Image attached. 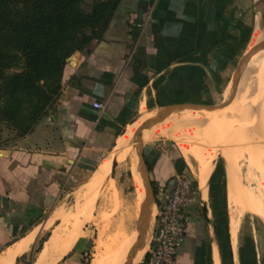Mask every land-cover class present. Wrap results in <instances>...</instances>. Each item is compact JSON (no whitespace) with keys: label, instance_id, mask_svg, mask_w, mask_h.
<instances>
[{"label":"crops","instance_id":"1","mask_svg":"<svg viewBox=\"0 0 264 264\" xmlns=\"http://www.w3.org/2000/svg\"><path fill=\"white\" fill-rule=\"evenodd\" d=\"M234 1H118L101 37L67 59L60 91L33 129L0 146V264H82L78 235L61 252L69 232L67 226L59 229L58 205L65 191L76 181L85 183L105 162L104 153L138 119L141 108L156 113L148 109L213 99L237 33L250 41L253 31L248 32L243 12L232 15ZM93 101L102 107L94 108ZM143 153L151 164L150 179L161 189H170L171 179L187 172L178 153L145 145ZM201 196L206 199L207 188ZM253 205L264 220V208L256 199ZM241 210L236 202V215L228 211L235 243ZM50 240L56 246L39 262ZM221 254L215 214L197 200L176 264H214V256L220 264Z\"/></svg>","mask_w":264,"mask_h":264},{"label":"rangeland","instance_id":"2","mask_svg":"<svg viewBox=\"0 0 264 264\" xmlns=\"http://www.w3.org/2000/svg\"><path fill=\"white\" fill-rule=\"evenodd\" d=\"M93 1L86 0L85 3L89 5ZM236 1L232 4V15L241 17L244 13L248 24L247 30L249 33L251 29L253 31L250 41L247 35L245 41L240 32L237 33L235 38L237 43L234 41V45H231L233 56L224 71L223 82L221 85L217 84L216 94L215 92L210 94L213 99L205 101L218 104L219 109L212 112L181 110L171 113L166 122H161L158 128L150 133L148 140L142 141V144L161 152L173 151L180 154L186 163L188 172L186 174L191 178L196 191V199L201 203H208L210 207L211 203L215 204L222 213L225 211L227 225L230 215L228 211L230 213L232 207L231 202L229 203L227 181L230 163L233 167L232 171L235 172L233 188H235L237 206L244 209L241 210L236 221L240 223L236 243L228 230L232 263L245 264L244 261L247 259L245 262L248 264H264V220L253 212L255 199L257 206L260 204V207L264 208V48L259 50L264 42V6L259 0ZM238 10L243 13L239 14ZM257 16H259L258 23L254 27ZM255 32L258 38L252 43ZM149 113L151 112H146ZM185 115L210 125L209 129L203 126L202 128L201 125L193 127L192 125L197 124H192L180 128L181 132L177 134L179 139L167 135H154L155 131L161 128L160 126L171 121L170 118L186 117ZM204 116L212 118L211 123L206 119L204 121ZM135 124L136 121L130 125ZM198 128L204 130L203 135H201L202 130ZM14 137L16 136L12 131L3 128L0 146ZM179 142L197 147L198 151L201 149L203 155L208 153L209 159L206 160L205 167H202L203 155H201V163L191 156L188 160L182 153ZM131 143H134L133 139ZM114 146L115 143L104 153L105 159L108 160L105 164L101 162L97 166L93 173L97 176L95 180H91L93 176L91 174L85 183L76 181L71 184L58 205L63 225L81 237L79 246L82 249V264H97V261L100 264H123L130 239L135 232L137 235L136 220L145 197L138 160L133 157L134 151L122 160L117 158L119 153L113 151ZM204 169L205 174L202 175L200 172ZM208 169L211 170V174L207 178ZM200 177L203 179L202 183L200 182L202 185L199 183ZM150 180L156 214V204L162 197L164 189H161L155 180ZM207 182V197L204 200L201 198V193ZM153 223L154 220L151 231L146 234L148 244ZM144 236L139 239L140 243L145 239ZM148 244L144 251L137 254L133 264H141Z\"/></svg>","mask_w":264,"mask_h":264},{"label":"trees","instance_id":"3","mask_svg":"<svg viewBox=\"0 0 264 264\" xmlns=\"http://www.w3.org/2000/svg\"><path fill=\"white\" fill-rule=\"evenodd\" d=\"M85 1L0 0V137L3 128L16 137L33 129L60 91L66 60L101 37L119 0ZM211 208L223 262L233 264L227 214Z\"/></svg>","mask_w":264,"mask_h":264},{"label":"bare ground","instance_id":"4","mask_svg":"<svg viewBox=\"0 0 264 264\" xmlns=\"http://www.w3.org/2000/svg\"><path fill=\"white\" fill-rule=\"evenodd\" d=\"M258 34H256V32L254 33V36H253V41H252V43H254V42H256L255 40L258 38V36H257ZM263 48H264V45H263V47H261L259 50H263ZM258 50V51H259ZM219 108H213V109H211V110H200V111H207V112H212V111H216V110H218ZM158 112H156V113H151V114H146V112H145V109L144 108H141V110H140V112H139V117H138V119L136 120V124L133 126H131V125H129V126H127L125 129H124V131L120 134V136L118 137V139L116 140V142H115V146H114V148H113V151H116V152H118L119 154H118V156H117V158H119V159H124V158H126V157H129L131 154H132V152L131 151H134V155H133V157L134 158H136L137 159V155H136V150H135V148L133 147V144H135V143H131L132 142V139H133V135H134V132H135V130H136V128L138 127V125L141 123V122H143L145 119H147V118H149V117H152L153 115H156ZM174 113V112H173ZM187 114H189V113H187ZM170 115V114H169ZM169 115H167L166 117H163L160 121H158V122H155V123H153V124H151V125H149V126H147L143 131H142V135H141V142L142 141H147L148 140V138L150 137V133H152V131L154 130V129H156V128H158L157 126L158 125H160V123L161 122H163V121H165L166 122V119L169 117ZM192 115V114H191ZM186 116V115H185ZM185 118V119H184ZM205 119H206V121L208 122V123H211V119L212 118H208L207 116H204V121H205ZM170 122H168L166 125H164V126H160L161 128L162 127H166L165 129H158V130H156L155 131V133H154V135L155 136H157V135H167V136H171V137H174V138H176V137H178L177 136V134L179 133V132H181V129L183 128V127H185V126H187V125H192V124H197V125H192L193 127H195V126H198V125H201V127L203 126V127H206V129H209L208 128V126H210V125H208V124H204L203 122H201L200 120H198V119H195V118H193V117H190V116H186V117H176V116H174L173 118H170ZM194 120V121H193ZM197 121H200V122H197ZM179 122H181V124H178ZM183 123H185V124H183ZM214 123V122H213ZM168 126V127H167ZM172 126V127H171ZM191 126V127H192ZM202 127V128H203ZM181 128V129H180ZM193 129V128H192ZM195 130H196V128H194ZM198 129H201V128H198ZM212 129V128H211ZM187 130V129H186ZM191 130V129H190ZM202 130V133H201V135H203V129H201ZM192 131V130H191ZM195 132V131H194ZM189 133V132H188ZM196 133V132H195ZM199 133V132H198ZM197 133V134H198ZM216 133V132H215ZM214 134V133H213ZM194 134H192V136H193ZM199 135V134H198ZM200 135V136H201ZM194 137V136H193ZM178 139H179V137H178ZM212 139V138H211ZM174 140V139H173ZM201 141H204L203 139H201ZM134 142V141H133ZM194 142V141H193ZM180 143V142H179ZM187 143V142H186ZM197 143V142H196ZM205 144V143H204ZM204 144H203V146H204ZM192 145V144H191ZM194 145V144H193ZM211 145H209V147H210ZM197 148V147H196ZM196 148H194L193 146H188V145H183L182 143H180V149H181V151H182V153L184 154V156H186L187 158H188V160H190L191 158H189L190 156L191 157H193L194 158V160L195 161H200L199 163H201V160H202V156L201 155H203V152H201L200 150V153H202V154H200V153H197V152H199L198 151V149H196ZM207 148H208V146H207ZM200 154V155H199ZM108 159V158H107ZM107 159L105 160V162H104V164L106 163V161H107ZM207 159H209V154L207 153H205V155H203V160H202V167L204 168L205 167V162H206V160ZM103 164V165H104ZM209 164V163H208ZM208 167V166H207ZM232 166L230 165V163H229V168H228V175H227V181H228V185H229V187H230V191H229V203L232 205V207H231V209H230V212H233L234 211V206L236 205V194H235V192H234V190H233V186H234V183H235V172L234 171H232ZM206 169V168H205ZM205 169H204V171L203 172H200L202 175H203V173L205 174ZM211 170L210 169H208V172H207V178L210 176V174H211V172H210ZM204 179H206V178H204ZM200 181H201V183H202V181H203V179L200 177ZM205 181V180H204ZM200 183V184H201ZM205 187L203 188V192H202V194H203V196H205V192H206V188H207V183H205V185H204ZM143 189H144V185H143ZM144 191H145V189H144ZM230 207V206H229ZM233 208V209H232ZM235 212V211H234ZM233 212V213H234ZM149 216H148V219H147V221H146V223H145V225H144V227L142 228V230H141V232H140V235H139V239L140 238H142L144 235V240L140 243V247H139V249L136 251V253L133 255L132 253H131V251H130V249H131V247H132V245H133V243L135 242V239H136V232L132 235V237H131V239H130V246H129V249H128V251H127V253H126V255H125V258H124V262H123V264H127L128 263V261H129V259H132L133 261L135 260V258H136V256H137V254L139 253V252H141V251H144L145 250V248L147 247V244H148V237H147V233L149 232V231H151V225H152V221L154 220V216H155V208H154V205H152L151 206V208H150V210H149ZM232 214V213H231ZM234 215H236L235 213H234ZM79 228V227H78ZM59 229H61V230H67V228L65 227V225H62L61 227H59ZM151 235H152V232H151ZM76 236H77V233L76 232H73V231H69L68 232V236H67V238H66V240H65V242L62 244V246H61V252L62 251H65V250H67V249H69L70 248V246L73 244V242H74V240H75V238H76ZM55 246H56V242L55 241H53V240H50L47 244H46V246H45V248H44V251H43V253H42V255L40 256V258H38L39 259V262H41L42 261V259H44V257H45V253H46V251L48 250V249H51V248H55ZM47 259V258H46ZM99 259V258H98ZM219 259H220V263L221 264H223V262H222V257L219 255ZM97 264H100V263H98V261L96 262Z\"/></svg>","mask_w":264,"mask_h":264},{"label":"built area","instance_id":"5","mask_svg":"<svg viewBox=\"0 0 264 264\" xmlns=\"http://www.w3.org/2000/svg\"><path fill=\"white\" fill-rule=\"evenodd\" d=\"M92 105L102 107L97 101ZM173 179L172 187L163 191L156 204L152 235L141 264H176V254L187 233L197 199L192 180L186 173H178Z\"/></svg>","mask_w":264,"mask_h":264},{"label":"water","instance_id":"6","mask_svg":"<svg viewBox=\"0 0 264 264\" xmlns=\"http://www.w3.org/2000/svg\"><path fill=\"white\" fill-rule=\"evenodd\" d=\"M260 3L264 6V0H259ZM264 45V42H263ZM262 45V46H263ZM219 105L213 102H205V101H199V102H178L174 104H167V105H162L158 106L152 109H148L149 111L152 110H159L156 115H153L152 117H149L145 119L143 122H141L138 127L136 128L134 135H133V141H134V148L136 150V155H137V160L139 164V173L140 176L143 180V185L145 189V197L140 205V211L138 214V218L136 220V239L135 242L133 243L130 251L134 255L136 251L139 249V235L144 227L148 216H149V210L153 204H155L154 201V193H153V188H152V182L150 180L149 176V167L147 164V161L144 158V153H143V144L141 142V135L142 131L149 125L160 121L163 117H166L167 115L181 111V110H195V111H200V110H211L213 108H217ZM222 256V254H221ZM222 262H223V257H222ZM127 264H133V260L129 259ZM224 264V262H223Z\"/></svg>","mask_w":264,"mask_h":264}]
</instances>
